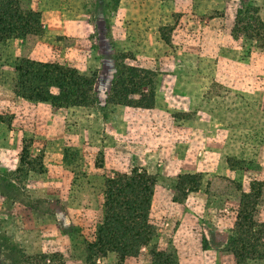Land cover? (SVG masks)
Masks as SVG:
<instances>
[{"label":"rangeland","instance_id":"obj_1","mask_svg":"<svg viewBox=\"0 0 264 264\" xmlns=\"http://www.w3.org/2000/svg\"><path fill=\"white\" fill-rule=\"evenodd\" d=\"M21 2L41 32L0 43V264H86L103 210L121 200L147 206L150 240L95 264H264V51L241 32L237 0ZM21 57L92 76L94 103L15 96ZM128 67L152 78L151 109L105 103ZM253 182L250 251L235 260L229 239Z\"/></svg>","mask_w":264,"mask_h":264},{"label":"trees","instance_id":"obj_2","mask_svg":"<svg viewBox=\"0 0 264 264\" xmlns=\"http://www.w3.org/2000/svg\"><path fill=\"white\" fill-rule=\"evenodd\" d=\"M118 2L106 0L104 5L114 10ZM237 3L234 17L241 32L264 51V23L259 16L258 6L253 0H237ZM40 24V12L24 7L21 0H0V43L11 38L37 35L41 32ZM169 30L167 25L158 27L160 39L165 45L170 41ZM12 68V93L21 99L48 102L53 108L94 103V78L78 73L74 67L21 57L14 61ZM146 74L147 71L141 75L132 67L119 69L108 88L105 103L151 109L154 105V82ZM227 163L229 167L232 166L234 159L227 158ZM191 177L189 174L179 176L177 187ZM254 183H251L248 192L241 193L236 214L237 234L229 239L228 248L235 260L250 251L246 247L248 224L260 195V187L254 186ZM147 224L148 208L142 202L116 201L114 206L103 210L92 240L85 243L86 264H95V258L103 262L107 251L114 252L119 261L127 256H135L150 240Z\"/></svg>","mask_w":264,"mask_h":264}]
</instances>
